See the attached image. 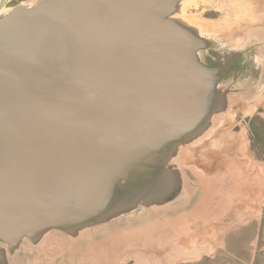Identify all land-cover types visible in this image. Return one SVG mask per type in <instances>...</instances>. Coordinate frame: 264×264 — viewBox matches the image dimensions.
<instances>
[{
    "label": "water",
    "instance_id": "water-1",
    "mask_svg": "<svg viewBox=\"0 0 264 264\" xmlns=\"http://www.w3.org/2000/svg\"><path fill=\"white\" fill-rule=\"evenodd\" d=\"M182 1L39 0L0 18V240L11 249L128 216L138 195L172 196L166 161L204 133L226 75L174 18Z\"/></svg>",
    "mask_w": 264,
    "mask_h": 264
},
{
    "label": "rangeland",
    "instance_id": "rangeland-1",
    "mask_svg": "<svg viewBox=\"0 0 264 264\" xmlns=\"http://www.w3.org/2000/svg\"><path fill=\"white\" fill-rule=\"evenodd\" d=\"M36 1L2 8L0 0V14ZM187 7L188 17L217 27L196 30L209 42L201 60L226 68L224 101L204 133L166 161L177 185L170 202L145 206L140 196L132 214L76 234L53 229L14 249L0 242L7 264H264V0H189Z\"/></svg>",
    "mask_w": 264,
    "mask_h": 264
},
{
    "label": "bare ground",
    "instance_id": "bare-ground-1",
    "mask_svg": "<svg viewBox=\"0 0 264 264\" xmlns=\"http://www.w3.org/2000/svg\"><path fill=\"white\" fill-rule=\"evenodd\" d=\"M9 0H7V2H8ZM189 0H183L182 2H181V6H180V10H179V12L174 16V18L175 19H177V20H183L184 21V23H187V24H189V26L190 27H192V28H194V29H198V31L200 32V34L202 33V34H208V33H210V32H215V31H217L216 29H217V27H216V25H214V24H212V23H210V22H208V21H200V20H198V19H196L195 17H188L185 13H186V11H187V2H188ZM191 1V0H190ZM243 1V0H242ZM7 2H3V4H2V8H4L6 5H7ZM39 2V0H37L36 1V3H35V5L37 4ZM194 3V2H193ZM234 3V2H233ZM239 4H238V6L239 5H244L243 4V2H241V1H239L238 2ZM250 5H251V3H249ZM35 5H33V6H35ZM236 5V4H235ZM245 5H247V4H245ZM22 6H24V5H22ZM33 6H31V7H33ZM26 7H30V6H26ZM244 7V9L246 10V13L248 14L249 12H253V11H251L252 10V8L250 7V6H243ZM246 7V8H245ZM14 9V8H13ZM12 9V10H13ZM11 10V11H12ZM11 11H9V12H5V13H3V14H0V18L1 17H3V16H5L6 14H8V13H10ZM244 11V10H243ZM220 23V22H219ZM254 113V112H253ZM212 120V119H211ZM231 134V133H230ZM231 136V135H230ZM242 138V137H241ZM231 139H233V138H231ZM243 141V140H242ZM217 143H215L214 144V146H213V148H214V150H215V147H217V146H220V148H219V150H221V146H222V142L221 141H216ZM240 144V143H239ZM242 144V143H241ZM240 144V145H241ZM183 146V145H182ZM243 147L245 146V148L247 147V141L245 140V141H243V145H242ZM239 147V146H238ZM241 149H242V147H241ZM237 150H239V149H237ZM217 151V150H216ZM222 151V150H221ZM163 182V181H162ZM186 185V184H185ZM177 187H175L174 189H176ZM186 188V187H185ZM172 188L171 187H167L166 189H162V190H160V191H162V192H158V193H153V194H151L150 192H149V194H148V199H152V200H150V201H147V199L144 197V198H142V200L144 201V203H147L148 204V206H155L156 204H157V206H158V204L159 203H161V204H163V203H168V202H170L169 200H167V199H165V198H163V199H161V200H158V199H160V198H162V196L160 195V193L161 194H165V197H168L169 196V192H170V190H171ZM180 189V188H179ZM140 196H143V195H138L137 196V198H139ZM136 198V199H137ZM140 200V199H139ZM139 200H135L136 201V203H138V201ZM182 201H183V199H182ZM181 201V202H182ZM158 202V203H157ZM140 205V204H139ZM185 206V205H184ZM184 208V207H183ZM142 212H143V210H142ZM144 214V213H143ZM146 215H148V214H146ZM146 217V216H145ZM241 219V218H240ZM135 223V222H134ZM241 223V222H240ZM124 226V225H123ZM128 227V226H127ZM118 228H120V227H118ZM201 228V226H199L198 224L196 225V226H194V229H200ZM117 229V228H116ZM90 230V229H89ZM112 230V229H111ZM218 230V229H217ZM200 231V230H199ZM106 232V231H105ZM207 232V231H206ZM210 232V231H209ZM119 233V232H118ZM198 233H200V232H198ZM88 234V233H87ZM202 234H203V232H202ZM201 233H200V235H202ZM204 234H205V232H204ZM209 234H211V233H209ZM109 235V234H108ZM108 235H107V237H108ZM118 235V234H117ZM196 235V234H195ZM217 235V234H216ZM215 235V236H216ZM104 236V235H103ZM207 236H209L208 234H207ZM212 236H214V235H212ZM85 237V236H84ZM84 237H82V238H84ZM111 238V237H110ZM207 238V237H206ZM219 238V237H218ZM29 239H31V238H29ZM106 239V238H105ZM107 239H109V238H107ZM26 240V239H25ZM217 240V239H216ZM197 241V240H196ZM210 241H211V239H210ZM222 244V243H221ZM216 246V245H215ZM179 247V246H178ZM202 247V246H201ZM180 248V247H179ZM187 248V247H186ZM210 249V248H209ZM203 250V249H202ZM173 251H175L174 249H173ZM178 251V250H177ZM169 252V251H168ZM172 252V251H171ZM170 252V253H171ZM178 253V252H177ZM181 253V252H180ZM173 254V253H172ZM179 254V253H178ZM171 255V254H170ZM177 255V254H176ZM129 256H131L130 254H129ZM134 256V255H133ZM141 256V255H140ZM179 256V255H178ZM173 257V256H172ZM182 257V256H181ZM187 257V256H186ZM137 258V257H136ZM170 258V257H169ZM179 258V257H178ZM134 259V258H133ZM160 259V258H159ZM167 259V258H166ZM181 259V258H180ZM139 261V260H138ZM160 261V260H159Z\"/></svg>",
    "mask_w": 264,
    "mask_h": 264
},
{
    "label": "flooded vegetation",
    "instance_id": "flooded-vegetation-1",
    "mask_svg": "<svg viewBox=\"0 0 264 264\" xmlns=\"http://www.w3.org/2000/svg\"><path fill=\"white\" fill-rule=\"evenodd\" d=\"M212 66H214V67H217L218 65H215V64H213ZM223 70H226V68L225 67H223ZM229 72V71H228ZM231 72V71H230ZM224 80V79H223ZM0 242L1 243H4L3 241H1L0 240ZM4 244H6V243H4ZM9 246V245H8ZM9 248H10V246H9ZM14 249V248H13ZM11 250V249H10ZM1 251V250H0ZM8 262L6 261V259H5V257L1 254V252H0V264H7Z\"/></svg>",
    "mask_w": 264,
    "mask_h": 264
}]
</instances>
